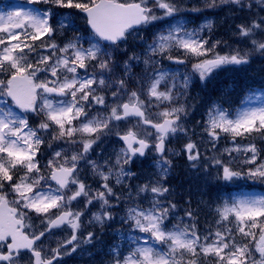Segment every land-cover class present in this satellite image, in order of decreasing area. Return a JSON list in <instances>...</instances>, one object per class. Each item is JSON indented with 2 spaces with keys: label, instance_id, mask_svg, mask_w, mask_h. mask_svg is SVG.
Wrapping results in <instances>:
<instances>
[{
  "label": "snow or ice",
  "instance_id": "snow-or-ice-1",
  "mask_svg": "<svg viewBox=\"0 0 264 264\" xmlns=\"http://www.w3.org/2000/svg\"><path fill=\"white\" fill-rule=\"evenodd\" d=\"M28 2L34 6L0 15V264H59L61 249L67 254L66 246L72 244L74 252L95 238L93 232L82 240L76 235L89 206L98 202L100 210L91 213L87 222L103 227L114 219L110 201L119 202L121 196L129 202L120 218L128 232H120L119 238L134 247L121 257L120 244H116L111 250L112 264H205L203 258L207 257H212L211 264H257L253 251L259 253V264H264V195H242L215 209L218 225L230 217L235 221L241 238L237 240L230 228L208 230L201 236L196 228L199 209L191 207V200L184 210L190 222L185 224L181 217L172 224L177 205L169 199L171 192L164 184L173 168L170 157L181 154L166 144L179 134H188L181 119L187 111L179 102L193 76L205 81L222 66L247 64L250 53L215 52L222 42L209 44V37L203 35L205 30L211 32V23L189 30L178 18L181 9L175 0ZM220 2L241 9L252 7V0ZM39 3L51 7H35ZM215 5L216 0H209V6ZM77 14H83L87 33L57 43L56 38L65 31L79 33ZM156 21H167L168 26L151 43L143 41L142 52L129 54L126 47L121 51L130 37L142 40V26ZM236 27L254 51L264 54V38H256L258 34L264 37V17ZM173 51L182 56H173ZM117 54L126 59L121 61ZM188 57L197 61L191 73L162 67L163 60L183 65ZM256 100H264V92L250 94L233 111L213 105L204 126L209 139L218 141L223 133L235 142L236 137L264 133V103L252 106ZM29 114L40 117L35 127L29 124ZM121 123L128 126L121 130ZM111 135L122 143L114 158L92 159L93 145ZM53 141L62 144L45 157L41 149L45 145L51 149ZM76 145L79 149L73 150ZM149 149L157 154L153 163L156 177L135 185L133 191L126 180L135 173L126 166ZM181 151L193 169L203 167L194 141L189 139ZM224 152L227 162L215 156L209 161L216 166L217 179L264 180V160L256 163L260 150L255 143H234ZM233 152L254 167L246 171L233 167V161L239 159ZM41 159L46 160L43 166ZM85 167L98 178V190L82 178ZM118 185H124L126 192L114 191ZM141 197L148 207L142 205ZM73 202L83 208H73ZM34 218H39L42 228L34 226ZM65 225L73 231L71 239L46 251L47 235Z\"/></svg>",
  "mask_w": 264,
  "mask_h": 264
},
{
  "label": "rangeland",
  "instance_id": "rangeland-1",
  "mask_svg": "<svg viewBox=\"0 0 264 264\" xmlns=\"http://www.w3.org/2000/svg\"><path fill=\"white\" fill-rule=\"evenodd\" d=\"M1 1H3V0H0V2ZM8 1H10V0H8ZM22 1H28V0H17L16 3H11L7 8L0 5V15L5 14L7 12L27 10L28 8H30V7H24V6L20 5L19 2H22ZM175 2L178 6L186 5L188 2H191L193 4V8L195 7L198 9L209 4V0H175ZM219 2H220V0H216V3H219ZM260 10H264V2H261V0H257V1H255V3L252 2L251 8L247 7L244 10H242V11L240 10L239 12L234 13V14L229 13V7L228 6L223 7L220 10H214L216 12H212V15L208 16L207 18H204L195 27H189L188 18L179 17V19H181L183 22L186 23L187 28L189 30L194 29V28H199L202 25L210 22L211 23V32L205 30L203 35L205 37H209V44L213 43L216 40H220L222 42L219 46H217L215 48V52H217V53H224V55H230V54H233L237 50H239L241 52L248 51L250 53L251 51H254L252 49V44H251L250 40L248 38L241 37L237 32L236 26L239 24L249 23L251 20H253V14H257L256 12L259 13ZM71 12L73 13V11H71ZM75 19L77 22V24H76L77 28H80L82 25V19H84V17L82 18V16L80 14H77L75 16ZM256 19H258V17H256ZM167 26H168V24H166V23L162 24L161 27H158L156 24L143 26L142 30L139 33V36L142 37V40L130 37L128 45H126V46L122 45V50H124V48L126 47L129 50V54L133 50L136 51L137 53L142 52L144 50L143 41H147L148 43H151L155 34L160 32V31H163ZM60 36H58L56 38L57 43H58L57 39H60ZM256 38L262 39L264 37H262L260 34H258ZM21 39H23V37H21ZM13 43H15V41H13ZM37 43H40V42L37 41ZM172 55L173 56H175V55L182 56V52L173 51ZM33 56H35V53L33 54ZM186 60H187V62H193V64L197 62L196 59L192 58V57H188V58H186ZM175 65H176L175 69H177L181 73L180 70H182L184 67H186L183 65H188V64L185 63L183 65H181V64H175ZM141 67H142V65H141ZM162 67H164L166 69L169 68L168 66L165 65V63L163 61H162ZM218 70L219 69L215 70L214 72H216ZM138 71H139V69H138ZM178 79H179V77H178ZM256 95L259 96L260 94H256ZM262 103H264V100H256L252 104V106H259ZM186 111H187V116L186 117L182 116L181 119H182L183 126L186 129H188V134H187V136H185L183 134H179L177 136V138L170 140L169 143L172 144L170 149L181 153L178 156L170 157V158L173 160V163L176 164V167H178L179 172L182 169H189L193 173L192 176H193L194 180H197L198 178H202L203 180L206 179V180H209L210 182H214L217 180V178H216L217 177V169H216V166L214 164L209 163L211 157L215 156V157L224 159L227 162L228 155L226 152H224L225 148H232L234 146V143L236 145H241V146H246L249 143H241V142H236V141L233 142V139L231 138V136H229L227 134H223V133L221 134L220 139L218 141L213 142L212 140L209 139L207 133L204 131V126H205V123L207 120V115H202L201 113L195 114L191 108H186ZM34 120H36V118ZM127 126L128 125L121 123L120 128H121V130H124ZM189 139H191L192 141H194L197 144V148L199 149L200 155H201L200 163L203 165V167L193 169L191 167L192 162L188 161L186 155H184L183 152L181 151L182 149L181 148L179 149L177 147V144L180 145V143H182L181 142L182 140H185L187 143ZM110 143L112 144V146H111V151H112L111 158H114V151L118 150V148H116L115 146L118 145V143L113 138H112V140H110ZM169 143H167V144H169ZM166 148H169V147L167 146ZM258 150H260V152H259V157L256 161L257 164H259L262 160H264V144H263L262 148L258 149ZM248 155L250 156L251 154L249 153ZM232 156L233 157L239 156L238 160L233 161V164H232L233 167L243 169L245 171L250 167H254V165L244 164L243 163L244 157L242 155H239L238 153L233 152ZM151 158L154 159L152 162H150V165H152V170H151L152 173L148 174L150 176L145 178V182H147V180L150 178L156 177L157 169L153 166V163L157 159V157L155 154H152ZM44 163H46V160L42 161V166L44 165ZM187 179H188L187 177L182 178L179 183H177L176 185H173V186L167 185V182H166L167 179L164 181V184L167 187H169L170 192H171V196L169 197V199L171 200L172 203H175L177 205L175 212H174V215L171 218V223L172 224L179 223L180 222L179 218H181V217L183 218V222L185 224L190 222L188 220V218L185 216L184 210L189 208V204L187 203V201L191 200V207L199 209V214H198L197 219H196V228H197L198 232L201 234V236L206 235L208 230H211L214 233L218 229L223 232L227 228L232 229V232L234 233L235 232V221L230 217L229 221H224L218 225L217 221L219 220V217L217 216L215 209L217 207H219L220 205H215V206H213V208H211L212 204H208L204 201L203 195L206 194V193H204V189L199 190V188L197 187V184H193L192 186L182 184L183 181H187ZM130 180H131V178L126 180V184L129 186H130ZM227 182H232L233 184H235L237 182H241L243 185H255L256 183H259V182L264 183V180H260V179H254L253 180V179H248L245 177L242 179H235L233 181H227ZM118 188H122V189L118 190ZM114 191H116L119 194L122 191L126 192V188L124 187V185H118V186H115ZM202 193H203V195H202ZM242 195H253V194L240 193V194L234 195L233 198L240 197ZM125 198H126L125 196H121V199L119 202H117L114 199L111 200L110 202H115V203L121 205V202L124 201ZM150 198L151 197L149 196V199ZM141 202H142V200H141ZM228 202H230V201H228ZM142 205H146L147 207L149 206L147 200H144L142 202ZM127 207H129L128 204H126V206L124 208V213L122 216L125 215ZM95 208H96V211H95ZM92 210H94L93 213L98 212L100 210V204H98V205L93 204ZM120 218L118 219V223H123ZM33 223H34L35 227L42 228V225L40 224L39 218H34ZM125 225L127 226V229H122L121 231H119V233L120 232H124V233L128 232V225L127 224H125ZM98 226H100V225H98ZM169 226H171V224ZM111 231H114V230H111ZM72 234H73L72 230H70L66 233L63 232V233L53 234L50 238L45 240V242H44L45 250L48 251L52 248H56L58 246V244L71 239ZM111 234H113V232ZM52 242H53V245L51 246ZM55 244H57V246H54ZM120 245L121 246L123 245L122 241H121ZM66 247H67V251H68V250H71L73 245L68 244ZM130 247H134V245L130 244ZM81 249H82V247L80 244L76 248V251H78V250L81 251ZM64 251H65L64 249H61L60 259H63L67 255V254H64ZM127 254H128V252H126L124 255L121 254V257L126 256ZM252 256H253V259H255L257 261V264H259V262H260L259 253L255 252V254H252ZM25 259H28V257L26 256ZM203 259H205V264H211V262H212V257H207V258H203ZM110 264H112V262Z\"/></svg>",
  "mask_w": 264,
  "mask_h": 264
},
{
  "label": "trees",
  "instance_id": "trees-1",
  "mask_svg": "<svg viewBox=\"0 0 264 264\" xmlns=\"http://www.w3.org/2000/svg\"><path fill=\"white\" fill-rule=\"evenodd\" d=\"M262 17V16H261ZM249 55L251 61L254 57L259 56L258 53ZM118 59L123 61L121 56ZM258 68L257 59L249 62L247 65H242L231 71L230 74L215 76L205 88L200 87L195 94L203 93L210 97L219 99L222 103L232 102L237 106L241 103V99L248 95L250 92H256L257 89L264 88V72L255 71ZM264 69V65L261 66ZM200 99V96L197 95ZM224 98V99H222ZM212 185H210V189Z\"/></svg>",
  "mask_w": 264,
  "mask_h": 264
}]
</instances>
